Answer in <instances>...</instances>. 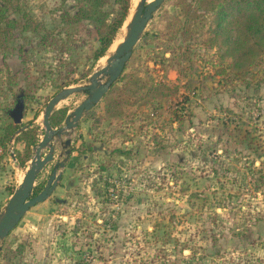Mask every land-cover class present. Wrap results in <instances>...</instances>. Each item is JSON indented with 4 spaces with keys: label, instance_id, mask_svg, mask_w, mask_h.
Returning <instances> with one entry per match:
<instances>
[{
    "label": "rangeland",
    "instance_id": "374dc122",
    "mask_svg": "<svg viewBox=\"0 0 264 264\" xmlns=\"http://www.w3.org/2000/svg\"><path fill=\"white\" fill-rule=\"evenodd\" d=\"M17 1L31 23L15 32L13 51L0 50V130L8 123L19 127L32 121L40 139L47 101L65 86L87 84L106 65L114 42L125 34V23L106 54L93 61L98 44L93 24H86L89 34L71 37L73 56L37 45L41 29L36 22L57 32L59 14L74 12L75 0ZM114 1L106 6L111 17L119 8ZM130 2L128 17L138 0ZM172 2L166 0L148 22L122 75L135 72L148 86L163 82L177 90L147 102H132L131 97L123 114L114 118L105 115L101 100L75 128L55 136L54 159L39 173L35 189L44 186L54 164L66 159L57 170L63 177L1 241L0 264H185L184 255L190 264H264L263 187L256 191L253 183H246L248 166L242 167L245 177L224 167H218L219 173L211 170L216 155L230 164L235 151L247 153L243 135L255 124L256 144L264 145V59L245 82L233 78L229 59L208 46L211 19L206 13L205 21L198 19L192 26L190 40L182 43L193 67L177 62L171 46L180 41L169 42L165 22L158 21L164 9L175 11ZM71 64L74 72L67 78ZM24 68L39 75L28 100L21 91L27 83ZM124 82L117 80L119 86ZM85 97L73 94L56 109L66 107L68 114ZM19 99L23 116L14 124L11 111ZM225 116L241 121L230 128L232 133L222 125ZM15 135L0 149V211L30 161L19 165L15 154L23 153L24 146L15 142ZM242 230L245 234L233 235Z\"/></svg>",
    "mask_w": 264,
    "mask_h": 264
},
{
    "label": "trees",
    "instance_id": "16d2710c",
    "mask_svg": "<svg viewBox=\"0 0 264 264\" xmlns=\"http://www.w3.org/2000/svg\"><path fill=\"white\" fill-rule=\"evenodd\" d=\"M75 1L77 5L74 12L64 9L59 14L60 25L57 32L46 30L41 22H36V27L41 29L37 41L38 48L40 50L51 48L62 54L73 56L71 37L81 36L84 32L89 34V29L86 26L89 23L94 25L97 35L98 44L92 54V60L96 61L102 58L112 46L114 38L129 14L131 0H115L114 2L119 5V8L113 17L106 8L110 0ZM172 6L175 7V11L170 13L164 9L159 13L158 21L165 22L164 29L169 33V42L180 41L177 45L171 46V52L177 62H187L193 67L190 52L185 49L187 46L184 47L182 43L190 40L195 33L192 26L198 19L204 18L205 21L206 13H210L211 19L207 39L208 46L217 48L222 59H229L228 68L233 73V78L245 82L249 74L252 73L253 67L259 65L264 59V0H173ZM30 21L31 19L21 10L17 0H0V50L13 51L10 43L15 38V32L21 28H27L31 23ZM132 58L133 55L126 63L124 71L128 69ZM178 66L184 70V66L179 64ZM23 72L27 83L25 88L21 89L22 98L28 100L34 93L35 83L38 81L39 75H33L25 68ZM71 72H74L72 64L68 67L65 76L68 78ZM43 73L42 71L40 74ZM121 78L124 79V84L119 86L117 81L113 83L102 99L105 115L111 118L120 117L123 114V106L130 103L131 97L134 98L132 102L139 99H144L143 102H147L154 98L167 96L177 90V86L170 87L163 82L152 83L148 86L146 79L135 74V72L127 71L121 75ZM147 86L148 88L144 94L142 93V96L140 93ZM231 111L229 109L227 112ZM66 114V107L56 109L50 116L51 125L53 127L61 125ZM239 122L241 121H235L231 117L225 116L222 125L225 130L232 133L230 128L239 126ZM244 122L247 123L248 121ZM23 126L26 127L17 133V130ZM256 127L257 124L253 129H246L243 135L242 144L247 153L242 150L235 151L232 153L233 157L230 164L229 161L219 160V155H216L218 161L213 163L211 170L214 173H219L218 167H224L226 170H237L245 177L246 174L242 172V167L248 166L249 168L245 167L249 170L246 183H253L254 190L257 191L262 187L264 189V145L256 144V131L258 130ZM38 128V125L33 124L32 121L19 127L13 126L12 123L5 124L0 130V149L8 144L12 136L16 134L14 140L23 143L24 151L23 153L19 151L15 156L19 160L20 166L25 165L32 157V147L39 141ZM224 152L229 154L230 151L225 149ZM251 154H255V156H251ZM255 158L258 159L260 166H255ZM172 179L171 177L169 180ZM42 185V183L39 184V188L35 189L34 192L40 191ZM244 230H247V227ZM244 232L243 230L235 231L233 235H243ZM216 239L217 237H214V241ZM195 251L194 248V253ZM204 256H207V253ZM184 263L190 264L186 255H184ZM230 264H248V262L238 261L235 263L231 261Z\"/></svg>",
    "mask_w": 264,
    "mask_h": 264
},
{
    "label": "water",
    "instance_id": "95a60500",
    "mask_svg": "<svg viewBox=\"0 0 264 264\" xmlns=\"http://www.w3.org/2000/svg\"><path fill=\"white\" fill-rule=\"evenodd\" d=\"M165 1L139 0L130 17L128 18L127 16L128 21L126 22V18V29L123 39L115 47L114 51L108 55L106 65L95 70L88 77L87 84L65 86L47 101L41 119L43 134L32 147L34 154L29 161L22 180L11 193L3 210L0 211V244L17 226L28 210L46 200L59 185L63 177V171L57 172V170L64 168L66 159L53 165L42 189L37 193L34 192L35 181L39 173L54 159V137H61L65 135L67 130L75 128L82 116L97 105L109 91L112 84L121 77L124 67L131 58L133 50L142 37L148 22ZM77 93H85L86 97L65 116L62 126L53 127L50 123V116L56 110L58 104ZM23 105V100L19 99L11 111L14 124L21 122ZM25 127L18 129L17 133ZM69 142L70 139L64 141L65 144H69ZM42 264H45V260H43Z\"/></svg>",
    "mask_w": 264,
    "mask_h": 264
},
{
    "label": "bare ground",
    "instance_id": "6f19581e",
    "mask_svg": "<svg viewBox=\"0 0 264 264\" xmlns=\"http://www.w3.org/2000/svg\"><path fill=\"white\" fill-rule=\"evenodd\" d=\"M139 1V0H138ZM148 1H150V0H148ZM130 17V16H129ZM128 17V18H129ZM128 18H127V20H126V22L128 21ZM126 22H125V24H124V28H123V30H124V32H125V26H126ZM122 39H123V37H121V38H118L115 42H114V44H113V46H112V49L114 50L115 49V47L122 41Z\"/></svg>",
    "mask_w": 264,
    "mask_h": 264
},
{
    "label": "crops",
    "instance_id": "0c3cea01",
    "mask_svg": "<svg viewBox=\"0 0 264 264\" xmlns=\"http://www.w3.org/2000/svg\"><path fill=\"white\" fill-rule=\"evenodd\" d=\"M58 188V187H57ZM46 264V263H45Z\"/></svg>",
    "mask_w": 264,
    "mask_h": 264
}]
</instances>
